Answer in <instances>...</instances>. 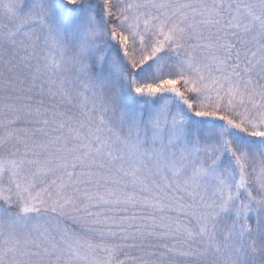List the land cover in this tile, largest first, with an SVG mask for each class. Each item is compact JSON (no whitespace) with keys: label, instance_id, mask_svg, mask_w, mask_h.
Here are the masks:
<instances>
[{"label":"snow or ice","instance_id":"obj_1","mask_svg":"<svg viewBox=\"0 0 264 264\" xmlns=\"http://www.w3.org/2000/svg\"><path fill=\"white\" fill-rule=\"evenodd\" d=\"M0 264H264V0H0Z\"/></svg>","mask_w":264,"mask_h":264}]
</instances>
